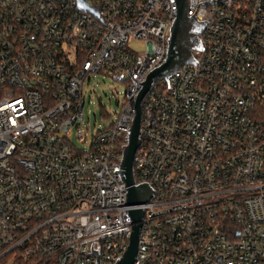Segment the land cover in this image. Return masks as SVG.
Masks as SVG:
<instances>
[{"label": "built area", "instance_id": "obj_1", "mask_svg": "<svg viewBox=\"0 0 264 264\" xmlns=\"http://www.w3.org/2000/svg\"><path fill=\"white\" fill-rule=\"evenodd\" d=\"M207 1L187 0L207 22L197 63L141 101L132 171L153 192L133 264H264V0ZM175 16L174 0H0V264L123 255L131 222L113 173ZM97 75L125 92L85 151L69 136L85 143L82 91Z\"/></svg>", "mask_w": 264, "mask_h": 264}, {"label": "water", "instance_id": "obj_2", "mask_svg": "<svg viewBox=\"0 0 264 264\" xmlns=\"http://www.w3.org/2000/svg\"><path fill=\"white\" fill-rule=\"evenodd\" d=\"M212 0L201 2L197 7H204ZM176 7V16L170 28V36L165 56V62L158 68L153 69L144 82L140 83L142 89L136 95L134 103V118L127 135V145L124 147L121 164L116 174L124 183L126 189L125 211L131 222V233L129 244L123 255L117 259L115 264H133L138 247V236L141 229L143 212L140 206L151 200L152 190L146 183L135 185L133 178V158L139 148L140 140L138 138L140 128V105L141 101L148 93L152 83L156 79H166L176 73L183 65L196 64L192 56V51H202L199 34L207 23L198 22L192 16L188 17L187 0H174ZM168 85V82H167ZM99 264V263H98Z\"/></svg>", "mask_w": 264, "mask_h": 264}, {"label": "rangeland", "instance_id": "obj_3", "mask_svg": "<svg viewBox=\"0 0 264 264\" xmlns=\"http://www.w3.org/2000/svg\"><path fill=\"white\" fill-rule=\"evenodd\" d=\"M136 52L143 51L138 45L133 46ZM125 87L112 81L109 77H91L83 87V121L80 123L85 143L79 142L75 128L71 130L69 139L73 146L80 150H88L91 137L101 128L108 127L119 113L124 98ZM87 134V135H85ZM3 264H10L5 262Z\"/></svg>", "mask_w": 264, "mask_h": 264}]
</instances>
